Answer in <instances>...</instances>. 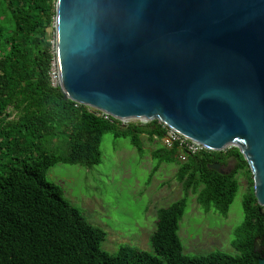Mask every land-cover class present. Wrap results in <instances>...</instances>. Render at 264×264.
Masks as SVG:
<instances>
[{"label":"trees","instance_id":"1","mask_svg":"<svg viewBox=\"0 0 264 264\" xmlns=\"http://www.w3.org/2000/svg\"><path fill=\"white\" fill-rule=\"evenodd\" d=\"M56 0H0V264H257L264 256V210L253 193L251 173L236 148L203 151L185 162L176 148L158 146L152 158L177 166L183 196L156 211L152 253L121 246L116 254L100 247L105 232L91 225L46 179L58 163L90 168L100 162L104 134L129 138L143 153L142 136L159 143L161 126L122 127L98 111L64 101L49 79ZM233 170L220 174L209 166ZM245 171L251 187L242 200L243 222L235 228L229 255L220 251L187 255L177 234L188 194L205 212L226 217ZM261 252H256L254 243Z\"/></svg>","mask_w":264,"mask_h":264},{"label":"water","instance_id":"2","mask_svg":"<svg viewBox=\"0 0 264 264\" xmlns=\"http://www.w3.org/2000/svg\"><path fill=\"white\" fill-rule=\"evenodd\" d=\"M53 30L64 101L236 148L264 210V0H56Z\"/></svg>","mask_w":264,"mask_h":264},{"label":"rangeland","instance_id":"3","mask_svg":"<svg viewBox=\"0 0 264 264\" xmlns=\"http://www.w3.org/2000/svg\"><path fill=\"white\" fill-rule=\"evenodd\" d=\"M54 31L49 30L52 37ZM143 153L129 138L104 134L100 143L101 158L97 165L58 163L46 173V179L59 185L64 198L93 226L106 236L100 247L116 254L121 246L152 253L150 236L155 230L156 211L183 196L182 186L175 178L177 166L152 158L160 145L141 137ZM161 146V145H160ZM230 159L224 172L233 170ZM238 191L226 217L211 209L205 212L188 194L184 214L179 222L178 236L187 255H206L220 251L229 255L233 233L244 218L242 200L251 187L245 171L236 174Z\"/></svg>","mask_w":264,"mask_h":264},{"label":"built area","instance_id":"4","mask_svg":"<svg viewBox=\"0 0 264 264\" xmlns=\"http://www.w3.org/2000/svg\"><path fill=\"white\" fill-rule=\"evenodd\" d=\"M51 85L53 87L58 86L59 84V72L55 65V61L51 63L50 71L48 73ZM101 117L108 121H118L122 127H126L128 125H139V126H146L151 122H148L143 119H124V120H117L112 118L111 116L98 112ZM158 124L161 126V130L163 132L162 138L159 140V144L166 148V149H173L176 148L178 151L177 158L181 162H185L188 157L199 154L203 151H209L203 145L186 138L185 136L181 135L177 131L168 128L162 123ZM233 147H228L223 152L232 149ZM211 152V151H209Z\"/></svg>","mask_w":264,"mask_h":264},{"label":"flooded vegetation","instance_id":"5","mask_svg":"<svg viewBox=\"0 0 264 264\" xmlns=\"http://www.w3.org/2000/svg\"><path fill=\"white\" fill-rule=\"evenodd\" d=\"M261 250H262V249L260 248L259 243H258V251L261 252Z\"/></svg>","mask_w":264,"mask_h":264}]
</instances>
